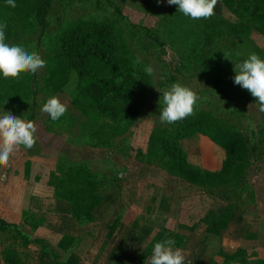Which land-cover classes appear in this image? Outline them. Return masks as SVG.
<instances>
[{"label": "rangeland", "instance_id": "rangeland-1", "mask_svg": "<svg viewBox=\"0 0 264 264\" xmlns=\"http://www.w3.org/2000/svg\"><path fill=\"white\" fill-rule=\"evenodd\" d=\"M176 11L166 0H53L42 31L0 1L5 41L46 61L0 80V111L36 128L33 147L0 164V264H149L166 237L188 264L238 249L246 255L233 264H264V112L233 83L234 62L264 58V0H217L206 19ZM84 21L108 26L125 76L147 84L134 116L99 112L63 57L62 36ZM173 83L198 100L190 116L161 123L158 88ZM53 95L66 105L55 122L40 111ZM189 121L232 135L241 150L228 160L195 135L182 141L187 163L177 168L162 138Z\"/></svg>", "mask_w": 264, "mask_h": 264}, {"label": "trees", "instance_id": "trees-1", "mask_svg": "<svg viewBox=\"0 0 264 264\" xmlns=\"http://www.w3.org/2000/svg\"><path fill=\"white\" fill-rule=\"evenodd\" d=\"M52 5L53 0H15L14 8L31 17L44 31L49 24ZM59 49L68 65L77 73L81 89L99 112L114 119L130 118L138 112L146 98L147 84L140 78L125 76L116 58V44L108 26L96 21L80 22L62 36ZM195 135L204 136L222 147L228 160L234 159L237 150H241L232 135L223 134L204 121H189L182 124L170 138H162L163 149L172 155L177 168L183 169L187 163L182 141ZM224 166L222 172L228 173L230 169L226 162ZM214 229L212 226L211 230ZM243 254L246 255V251L242 249L232 256L222 252L219 262L215 264H233Z\"/></svg>", "mask_w": 264, "mask_h": 264}, {"label": "clouds", "instance_id": "clouds-1", "mask_svg": "<svg viewBox=\"0 0 264 264\" xmlns=\"http://www.w3.org/2000/svg\"><path fill=\"white\" fill-rule=\"evenodd\" d=\"M160 2L157 0V3ZM4 3L15 7V0H4ZM166 3L175 5L176 12L183 16L197 20L211 17L217 0H166ZM45 63L36 51L20 44L7 43L4 26L0 25V80L15 78L21 70L35 74ZM145 72L151 74L152 68L146 67ZM234 73L233 83L248 90L256 98L259 110L264 112V58L255 52L249 53L240 62H234ZM158 90L161 92L158 101L161 123L173 124L193 113L198 96L191 88L173 83L167 89ZM40 111L47 113L49 119L55 122L65 114L66 105L53 95L41 105ZM35 132L32 121L18 117L10 110L0 111V164L7 166L10 156L20 146L31 149L36 142ZM174 244L175 241L170 237L155 242L151 248L149 264H188L186 256Z\"/></svg>", "mask_w": 264, "mask_h": 264}, {"label": "crops", "instance_id": "crops-1", "mask_svg": "<svg viewBox=\"0 0 264 264\" xmlns=\"http://www.w3.org/2000/svg\"><path fill=\"white\" fill-rule=\"evenodd\" d=\"M201 136V135H200ZM207 139V138H206ZM209 140V139H208ZM210 141V140H209ZM211 142V141H210ZM96 251H97V248H95V253H96ZM54 264H56L55 262H54Z\"/></svg>", "mask_w": 264, "mask_h": 264}]
</instances>
